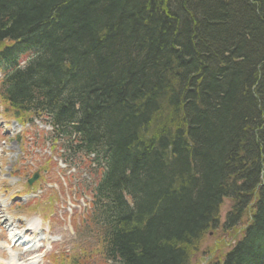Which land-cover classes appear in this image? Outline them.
<instances>
[{
  "label": "trees",
  "instance_id": "trees-1",
  "mask_svg": "<svg viewBox=\"0 0 264 264\" xmlns=\"http://www.w3.org/2000/svg\"><path fill=\"white\" fill-rule=\"evenodd\" d=\"M0 73L90 177L53 264H264V0H0Z\"/></svg>",
  "mask_w": 264,
  "mask_h": 264
},
{
  "label": "rangeland",
  "instance_id": "rangeland-1",
  "mask_svg": "<svg viewBox=\"0 0 264 264\" xmlns=\"http://www.w3.org/2000/svg\"><path fill=\"white\" fill-rule=\"evenodd\" d=\"M24 61L25 59L21 62ZM2 118L0 119V264H9L11 259H15L19 264H28L31 258L34 259V264H50L48 255L51 251H57L56 256L67 255V251L73 247L77 249L86 242L84 237L76 234L70 224L73 220L74 223H78L79 220L76 215L72 216L74 211L81 212L85 207L84 201L76 198L73 191L78 187L85 189L89 179L82 171L67 170L64 165L58 163L59 169L66 170L61 173L62 175L57 174L63 190L57 187L58 185L43 182L48 181V177L52 178V176L40 174L39 181L43 178L42 183L39 184V190L32 194L33 197L14 196L24 189L29 175L43 165L44 159L48 158L50 153L48 148H43L44 150L31 148L33 138L31 140L29 135L20 137V140L16 139L19 134L18 127L12 120L4 119L7 117L2 116ZM35 126L40 130L49 131L40 122L36 121ZM28 153L29 156L26 155ZM14 172L19 176L13 177ZM55 172L57 171H53L54 175ZM70 176L72 178L68 179ZM82 180L84 183L81 184ZM228 209L229 203L225 200L220 214L221 222ZM11 234H17L16 236L20 238L19 244L13 243L14 240L10 239ZM21 241L26 244H21ZM87 242L89 246L94 245L91 240ZM232 242L233 239L227 237L209 238L205 242V248L216 250V246L222 243L220 252L225 253ZM27 246L32 247L30 251L26 250ZM210 258L211 256L202 257L200 264H206Z\"/></svg>",
  "mask_w": 264,
  "mask_h": 264
},
{
  "label": "bare ground",
  "instance_id": "bare-ground-1",
  "mask_svg": "<svg viewBox=\"0 0 264 264\" xmlns=\"http://www.w3.org/2000/svg\"><path fill=\"white\" fill-rule=\"evenodd\" d=\"M226 201H228V200H226ZM225 202V200L223 201V203ZM223 203H222V205H221V208H220V214H221V210H222V207H223ZM228 203H229V208H230V202L228 201ZM229 210V209H228ZM228 212V211H227ZM226 212V213H227ZM226 215V214H225ZM224 218H225V216H224ZM221 219V218H220ZM224 221V220H223ZM21 243H23V242H21ZM31 260V259H30ZM32 262V263H31ZM34 262V260L32 259V261H30L28 264H34L33 263ZM9 264H19L15 259H11V262L9 263Z\"/></svg>",
  "mask_w": 264,
  "mask_h": 264
},
{
  "label": "water",
  "instance_id": "water-1",
  "mask_svg": "<svg viewBox=\"0 0 264 264\" xmlns=\"http://www.w3.org/2000/svg\"><path fill=\"white\" fill-rule=\"evenodd\" d=\"M36 180V178H32L31 180L28 181V184L31 185L34 181Z\"/></svg>",
  "mask_w": 264,
  "mask_h": 264
}]
</instances>
